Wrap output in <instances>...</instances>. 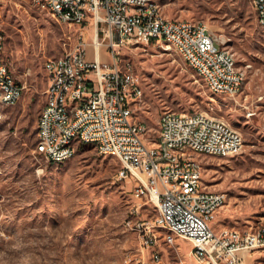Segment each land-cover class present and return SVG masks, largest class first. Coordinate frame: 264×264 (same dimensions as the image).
<instances>
[{
	"label": "rangeland",
	"instance_id": "374dc122",
	"mask_svg": "<svg viewBox=\"0 0 264 264\" xmlns=\"http://www.w3.org/2000/svg\"><path fill=\"white\" fill-rule=\"evenodd\" d=\"M158 1L167 17L202 20L221 36L246 83L235 96L215 93L173 43L125 40L116 51L132 61L143 88L134 117L147 124L148 143L158 142L165 111H205L238 129L244 138L238 153L195 155L203 187L226 194L213 228L254 230L264 223V25L249 0ZM94 29L92 21H59L34 0H0L2 54L24 87L16 104L0 108V264H141L148 258L140 232L128 223L135 183L119 176L117 156L92 142L80 143L62 163L33 151L47 85L44 62L82 41L81 32L92 56ZM112 52L103 46L101 59L110 62ZM140 213L152 219L158 209L144 203ZM191 246L175 235V245H163L165 263L192 264ZM240 253L244 264H264V247Z\"/></svg>",
	"mask_w": 264,
	"mask_h": 264
},
{
	"label": "built area",
	"instance_id": "2783aa9c",
	"mask_svg": "<svg viewBox=\"0 0 264 264\" xmlns=\"http://www.w3.org/2000/svg\"><path fill=\"white\" fill-rule=\"evenodd\" d=\"M53 12L59 21L84 25L92 21L94 53L88 55L84 35L82 41L63 54L44 62L47 85L45 101L37 118V137L33 148L37 157L74 153L72 147H60L62 138L102 137L100 152L123 151V169L119 176L135 183L131 193L136 201L131 207L132 217L138 220L142 248L148 258L141 264H166L163 245H175V238L165 232L155 236V225L175 224L179 237L191 241L192 264H244L241 250L264 247V223L254 230L241 231L223 227L216 231L212 223L226 196L222 191L207 190L202 185L203 165L195 153L229 156L241 151L242 133L216 115L203 111L194 113V121H186L179 111H165L159 117L157 143L145 139L147 124L134 117V106L143 94L135 87V95H128V87L140 80L130 59H121L116 46L125 40L163 41L176 38L184 44L195 62L210 73L213 85L221 94L235 96L243 91L246 81L234 70L236 57H222L219 43L222 37L214 32L207 38L208 25L202 20L171 18L157 15V0H34ZM258 23L264 25V0L253 6ZM79 3L94 8V17L79 13ZM106 41V42H105ZM113 49L111 61L101 59L102 47ZM4 35L0 30V50ZM75 60H83V87H76L71 74ZM122 61H129V69H122ZM0 78L9 86L2 106L16 104L23 93L10 66L0 63ZM78 90L75 108L77 121H69L65 95ZM215 117V124H208ZM55 127H62V136H55ZM220 133V142L204 139V131ZM224 142H233V151H224ZM151 203L158 209L152 219L141 217V207ZM152 252H159V260H152ZM180 264H188L180 262Z\"/></svg>",
	"mask_w": 264,
	"mask_h": 264
},
{
	"label": "bare ground",
	"instance_id": "6f19581e",
	"mask_svg": "<svg viewBox=\"0 0 264 264\" xmlns=\"http://www.w3.org/2000/svg\"><path fill=\"white\" fill-rule=\"evenodd\" d=\"M253 6H260V0H253ZM157 7H160V3L157 0ZM79 13L84 15V17H94V8H88L86 3H79ZM157 15H162V17H167L161 8H157ZM256 16V15H255ZM258 21V17H256ZM207 38H214V32L207 28ZM165 40L173 43L178 49L179 53L183 56L188 65L197 73L201 78L205 80L210 89L215 93H220V89L213 85V79L210 77V73L205 71L204 68L197 64L191 53L186 51L184 44L177 41L176 38H165ZM223 41L219 43V52L222 57H230V50L223 45ZM93 45V43H92ZM3 50H0V63H5L3 57ZM130 65H134L130 60ZM122 69H129V61H122ZM234 70L242 76V81H246V73L243 69L237 67L236 60L234 61ZM71 74L76 87H83L84 75H83V60H75L73 66H71ZM135 87H141L140 80H134V87H128V95H135ZM6 94H9V86L5 85V79L0 78V102H4L6 99ZM78 97V90H70L68 94L65 95V108H67V117L69 121H77L78 108H75V103ZM194 113H202L199 110L180 112L186 118V121H194ZM208 124H215V117H208ZM229 124V123H227ZM55 136H62V127H55ZM204 139H211L212 143L220 142V133L214 130L204 131ZM92 142L94 143L100 151V145L102 144V137H87V138H62L60 139V147H72L73 152H76L80 143ZM224 151H233V142H224ZM104 154H112L117 156L123 163V151L119 150H106ZM74 153L59 154L49 157L48 155H41L40 158L46 161L62 163L70 159ZM123 169V166L120 170ZM224 196L226 194L224 193ZM130 226L138 229V220H129ZM161 228L170 238H175V235L179 236V230L176 228L175 224H159L155 225V236H163L158 229ZM152 260H159V252H152ZM145 261V260H143Z\"/></svg>",
	"mask_w": 264,
	"mask_h": 264
},
{
	"label": "crops",
	"instance_id": "0c3cea01",
	"mask_svg": "<svg viewBox=\"0 0 264 264\" xmlns=\"http://www.w3.org/2000/svg\"><path fill=\"white\" fill-rule=\"evenodd\" d=\"M244 256V255H243Z\"/></svg>",
	"mask_w": 264,
	"mask_h": 264
}]
</instances>
